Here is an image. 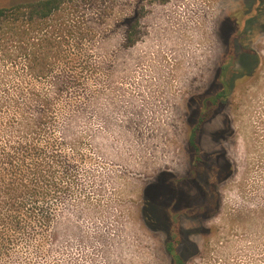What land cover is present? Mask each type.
I'll use <instances>...</instances> for the list:
<instances>
[{"label": "rangeland", "instance_id": "obj_1", "mask_svg": "<svg viewBox=\"0 0 264 264\" xmlns=\"http://www.w3.org/2000/svg\"><path fill=\"white\" fill-rule=\"evenodd\" d=\"M61 9L92 31L54 38L58 12L50 43L30 47L49 74L32 86L57 98L53 214L0 247V264H173L169 244L184 264H264V0Z\"/></svg>", "mask_w": 264, "mask_h": 264}, {"label": "trees", "instance_id": "obj_2", "mask_svg": "<svg viewBox=\"0 0 264 264\" xmlns=\"http://www.w3.org/2000/svg\"><path fill=\"white\" fill-rule=\"evenodd\" d=\"M65 1L25 0L0 7V247L14 244V239L21 235L22 230L49 220L53 214L52 208L48 211L43 203L47 204L57 195V172L62 166L54 137L58 117L57 98H51L32 86L36 80H49V74L48 68H45L47 62L41 56H37L39 68L33 66L35 58L30 47L45 48L44 44L50 43L45 41L52 38L41 35V31L45 22L58 12L57 19L60 20H57L59 24H56L57 35L54 38L64 35L69 40L78 32L84 33L83 30L87 33L92 31L85 26L79 11L69 12L71 15L68 16L61 15ZM31 30L37 35L31 36ZM10 35H15L17 39H11ZM68 43L73 48L79 45L77 41ZM78 59L66 55L60 62L75 69L81 65L77 64ZM19 66L21 69H18ZM252 66V63L246 66L244 71L251 70ZM13 72L15 76H12ZM80 77L73 75L72 80L77 81ZM58 89L61 90V87ZM190 142L197 146L194 134ZM152 186L146 191L145 212L158 220L150 207L153 202L164 201L160 195L155 197L156 189ZM160 215L165 221L164 212ZM168 250L173 264H184L182 253L171 244Z\"/></svg>", "mask_w": 264, "mask_h": 264}]
</instances>
